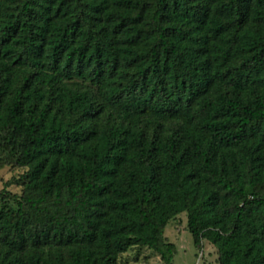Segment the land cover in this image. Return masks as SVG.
I'll list each match as a JSON object with an SVG mask.
<instances>
[{
	"label": "trees",
	"instance_id": "16d2710c",
	"mask_svg": "<svg viewBox=\"0 0 264 264\" xmlns=\"http://www.w3.org/2000/svg\"><path fill=\"white\" fill-rule=\"evenodd\" d=\"M0 140V264H264V0H0Z\"/></svg>",
	"mask_w": 264,
	"mask_h": 264
},
{
	"label": "rangeland",
	"instance_id": "374dc122",
	"mask_svg": "<svg viewBox=\"0 0 264 264\" xmlns=\"http://www.w3.org/2000/svg\"><path fill=\"white\" fill-rule=\"evenodd\" d=\"M7 150L4 149L0 140V191L6 188L12 193H21V185L15 183L24 173L23 168L13 165L8 158ZM164 235L169 242L174 243L176 252L173 255L171 264H218L217 250L206 240L203 241V248L199 250L194 242L191 233L187 228L186 214L181 213L170 220L164 229ZM119 264H165L159 254L148 248H129L121 254Z\"/></svg>",
	"mask_w": 264,
	"mask_h": 264
}]
</instances>
